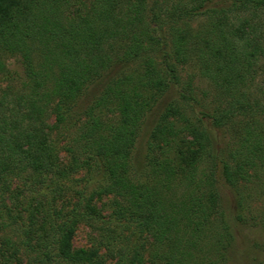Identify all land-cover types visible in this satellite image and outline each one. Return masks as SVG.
<instances>
[{
  "label": "trees",
  "instance_id": "trees-1",
  "mask_svg": "<svg viewBox=\"0 0 264 264\" xmlns=\"http://www.w3.org/2000/svg\"><path fill=\"white\" fill-rule=\"evenodd\" d=\"M260 12L264 0H0V74L8 52L27 79L0 119L2 188L11 191L10 176L23 183L11 194L19 212L0 224V264H107L101 251L145 264L143 236L160 264L235 261L246 185L264 168V98L253 92L264 81ZM195 18L205 19L198 30ZM191 60L217 101L183 83L177 66ZM79 103L86 121L59 147L53 134L70 132ZM144 126L148 178L138 183L132 153ZM107 196L112 218L138 230L125 245L117 218L103 222L96 208ZM82 223L99 234L90 249L73 245Z\"/></svg>",
  "mask_w": 264,
  "mask_h": 264
},
{
  "label": "rangeland",
  "instance_id": "rangeland-1",
  "mask_svg": "<svg viewBox=\"0 0 264 264\" xmlns=\"http://www.w3.org/2000/svg\"><path fill=\"white\" fill-rule=\"evenodd\" d=\"M260 13H262V16H264V12ZM204 22V18H195L191 20V26L193 30H198V28ZM1 57L7 67V70L5 74H0V119L1 115L3 114H6L7 116L10 114V110L8 109L13 106L16 101V97L24 95L27 92V79L21 58L8 52H2ZM177 68L183 83L187 82L188 80L192 81L196 96L198 98L209 102L212 100L217 101V98L219 97L217 92L208 79L201 77L199 65L196 64L194 60L189 61L185 65H178ZM253 92L256 93L257 96L264 98V81L262 79H258V82H256L255 86L253 87ZM82 110V103H79L78 106L76 105L74 108V112L76 113L74 121L70 125V127H72L70 128V132H66V134L63 136H59L57 134L55 135V133L53 134L54 140L57 142V144H59V147H68L67 144L69 140L72 139V135H74L77 129H79L80 126L86 121L85 115L82 114ZM54 121V116H51L49 120L47 119V122L50 124H52ZM149 133L150 129L144 126L132 153L135 167L132 171V178L138 183H142L148 178L145 166L147 163L146 147ZM225 137L229 138L228 135ZM65 150V148H60L59 150V158L63 168H65V166L70 161V155ZM81 175L78 177L82 178ZM21 177V175L19 177H9L8 184L11 189L10 192L7 190V188H2L3 182H0V224L7 216L5 214L7 209L13 211V213L19 212L13 206L11 194L15 191L16 193L23 192V183L21 181ZM63 184L67 185V181H63ZM82 185H84L85 188L88 187L90 190L94 189L95 187V185L92 183H89V185L83 183ZM244 196L247 202L244 215L246 221L249 223L247 226L241 227L237 231L234 254L235 258H233L235 261H231L230 264H264V168H261L252 174L251 183L246 185ZM67 197L72 198V195L68 194ZM224 197L227 203L232 202V195L228 191L224 192ZM96 208L102 212L103 220L101 221L103 222L111 221V219L116 217L114 216L112 218L114 212V198L112 196L101 197V200H98L96 203ZM26 216L27 214H23V218H26ZM127 219L128 217L120 219L119 217L117 218L119 221H117V223H120L117 232L122 234L119 235L121 236V239L118 241L120 242L121 246L126 244V240L128 239L127 235H130V232L134 229H131L129 232L128 226L130 225V222H127ZM18 225H22V222L19 221ZM213 226L215 227V225ZM209 228L212 230L211 227ZM134 230L136 232L138 231L137 229ZM6 233L11 235L14 241H17L22 237L20 230L13 227L7 228ZM123 238L125 239L122 241ZM98 239V232L93 230L91 225L82 223L76 230L73 245L75 249H90L94 247ZM143 242H147L146 244H148L144 255L145 264H160V262L153 259L154 252L158 249L154 244V240L151 237L143 236V239H140V244ZM100 255L103 259L107 260V264H114L116 261L113 259H108L104 251H101Z\"/></svg>",
  "mask_w": 264,
  "mask_h": 264
}]
</instances>
